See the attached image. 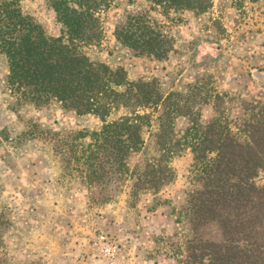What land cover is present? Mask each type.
<instances>
[{"label": "trees", "instance_id": "trees-1", "mask_svg": "<svg viewBox=\"0 0 264 264\" xmlns=\"http://www.w3.org/2000/svg\"><path fill=\"white\" fill-rule=\"evenodd\" d=\"M22 1L0 0V56L8 64V90L19 106L58 102L78 115L100 118L99 130L82 134L81 140L90 142L80 155L70 148L65 157L77 163L88 188L104 193L126 188L127 210L136 211L143 196L175 182L172 161L190 150L194 169L177 210L186 231L176 248L177 264H264V184H257L264 173V101L221 92L211 76L168 94L156 79L131 81L123 68L93 61L84 51L102 31L92 0H51L58 37L25 13ZM147 2L165 17L199 16L212 7V0ZM114 35L136 57L164 61L174 52V39L149 11L128 14ZM234 101L241 111L236 121ZM116 194L97 200L107 203ZM9 226L0 206V264H6L2 247Z\"/></svg>", "mask_w": 264, "mask_h": 264}, {"label": "rangeland", "instance_id": "rangeland-1", "mask_svg": "<svg viewBox=\"0 0 264 264\" xmlns=\"http://www.w3.org/2000/svg\"><path fill=\"white\" fill-rule=\"evenodd\" d=\"M90 5H96L102 29L99 41L84 48L91 60L123 68L131 81L156 79L166 94L211 76L221 92L264 101V0H212L203 15L173 12L167 17L147 0H92ZM22 8L48 35L60 36L51 0H23ZM142 11L174 39L167 60L136 57L117 41V24ZM8 74L0 56V206L11 222L2 247L5 263L177 264L176 248L186 232L177 210L191 188L192 152L173 159L177 177L172 185L143 196L138 209L129 212L126 188L89 189L77 163L65 160L70 148L80 155L87 147L89 138L81 140L82 134L99 130L100 118L78 115L58 102L16 105ZM231 114L233 121L241 116L238 101L231 104ZM209 116L205 112L204 120ZM142 158L134 156L131 166ZM257 184H264V173ZM115 193L113 201L97 200ZM100 235L117 246L115 259H104L94 246Z\"/></svg>", "mask_w": 264, "mask_h": 264}, {"label": "built area", "instance_id": "built-area-1", "mask_svg": "<svg viewBox=\"0 0 264 264\" xmlns=\"http://www.w3.org/2000/svg\"><path fill=\"white\" fill-rule=\"evenodd\" d=\"M94 246L100 252L101 256L111 261L117 256V246L114 245L107 236L100 235L94 241Z\"/></svg>", "mask_w": 264, "mask_h": 264}]
</instances>
